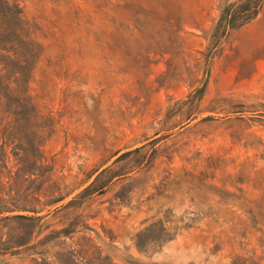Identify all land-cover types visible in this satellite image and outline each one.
Segmentation results:
<instances>
[{
    "label": "rangeland",
    "instance_id": "1",
    "mask_svg": "<svg viewBox=\"0 0 264 264\" xmlns=\"http://www.w3.org/2000/svg\"><path fill=\"white\" fill-rule=\"evenodd\" d=\"M2 1L51 170L42 219L0 214V264H264V0Z\"/></svg>",
    "mask_w": 264,
    "mask_h": 264
},
{
    "label": "trees",
    "instance_id": "2",
    "mask_svg": "<svg viewBox=\"0 0 264 264\" xmlns=\"http://www.w3.org/2000/svg\"><path fill=\"white\" fill-rule=\"evenodd\" d=\"M245 3L252 4L247 8V16L252 18L259 10V1L246 0ZM218 7L221 12L224 10L220 4ZM229 8L231 6L226 11ZM37 46L25 29L16 5L0 0V112L5 115L0 118V214L8 213L3 218L40 220L44 217L37 214L42 208L33 204L34 200L37 201L33 196L34 182L50 172L51 164L39 149L37 132H25L29 123L28 112L34 108L27 84L38 58ZM7 150L13 157L12 163L8 161ZM96 180L97 176L60 206L79 203ZM62 198L59 194L49 196L42 203L51 205Z\"/></svg>",
    "mask_w": 264,
    "mask_h": 264
}]
</instances>
